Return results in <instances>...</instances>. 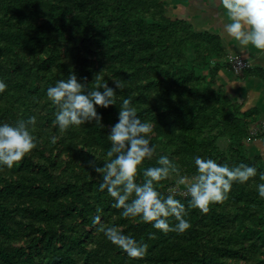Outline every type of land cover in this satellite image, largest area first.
Returning a JSON list of instances; mask_svg holds the SVG:
<instances>
[{
    "label": "trees",
    "instance_id": "16d2710c",
    "mask_svg": "<svg viewBox=\"0 0 264 264\" xmlns=\"http://www.w3.org/2000/svg\"><path fill=\"white\" fill-rule=\"evenodd\" d=\"M197 1L204 2L0 0V80L7 84L0 90V122L37 117L35 147L12 168L0 167V264H264V197L257 190L264 157L251 156L246 146L264 133L251 135L260 117L244 108L247 90L226 86L263 83L264 68L247 60L237 74L224 31L187 16ZM175 5L184 13L169 11ZM72 72L91 86L97 74L113 87V79L124 82L116 88L117 104L97 105L104 126L91 121L61 131L53 124L56 106L47 88ZM125 97L154 125L156 153L144 167L166 154L179 169L158 182L159 191L168 194L180 175L194 174L196 155L254 165L256 176L234 181L207 212L188 208L184 232L122 216L89 161L104 163L107 134ZM176 196L187 206L190 196L181 190ZM97 214L146 242L144 254L129 256L107 239L92 223Z\"/></svg>",
    "mask_w": 264,
    "mask_h": 264
},
{
    "label": "clouds",
    "instance_id": "9594fccd",
    "mask_svg": "<svg viewBox=\"0 0 264 264\" xmlns=\"http://www.w3.org/2000/svg\"><path fill=\"white\" fill-rule=\"evenodd\" d=\"M217 2L228 18L224 24L225 33L241 46L252 45L264 52V0ZM94 81L97 86L83 83L72 72L66 79H59L47 88V97L56 106L53 124L58 125L61 131L91 121L102 124V114L98 112L97 105L108 107L117 104L116 88L122 89L124 82L113 79V87L108 81L100 83L98 74ZM6 87L7 84L0 80V90ZM119 107V119L107 134L111 146L104 163L96 164L93 158L89 164L100 176V190H107L114 198L112 206L123 209L121 215L124 217L151 222L152 227L164 232H184L190 227L188 208H199L207 212L212 202L226 198L234 181L246 182L257 174L254 165L241 162L230 166L212 157L196 155L195 173L191 176L180 175L176 184L169 188L168 194H164L158 190V182L174 171L179 172V169L166 154L157 157L156 165L144 167V161L156 153V145L150 142L154 125L141 118L131 97L123 98ZM36 121L37 117L31 115L15 123L0 122V167L12 168L35 147L33 129ZM50 139L55 142L57 137L53 135ZM140 172L143 173L142 181L137 179ZM260 179L264 181V173H260ZM178 185H186L181 194L190 196L187 206L176 196ZM257 190L259 196L264 197V183H259ZM100 211L97 208V213ZM170 217H174L176 223H170ZM101 220L97 214L92 223L98 224L107 239L122 247L129 256H140L147 250L146 242L124 233L116 225L108 226ZM150 235L154 236L155 233Z\"/></svg>",
    "mask_w": 264,
    "mask_h": 264
},
{
    "label": "rangeland",
    "instance_id": "374dc122",
    "mask_svg": "<svg viewBox=\"0 0 264 264\" xmlns=\"http://www.w3.org/2000/svg\"><path fill=\"white\" fill-rule=\"evenodd\" d=\"M200 4V6H199ZM178 6H173L172 8L169 9V11H171L172 13L176 14L177 11H181L180 13H184V10H177ZM187 9H189L187 11V16H189V18H191V20H195L198 24H201V26H205V28H209L212 31H217V32H221L224 31V24L227 22V17L225 14V10L222 8V6H220L217 2V0H204V2L200 3L199 1L192 3L191 5L187 6ZM224 39H225V43L226 46L233 52V56L230 54V56L228 58H230V62L233 66H235V72L239 75H242V69L238 68L237 65H235V62H237L235 59V57H239L243 60V61H249V59H252L250 65H262L264 68V61L262 62V59H258L259 54L261 53V55H264V52L256 49L254 46L252 45H248V46H241L239 44L238 41H236L234 38L229 37L225 31H224ZM237 55V56H236ZM256 60H253V58ZM234 58V61H233ZM264 58V56L262 57ZM233 61V63H232ZM247 64H249V62H247ZM235 83H238L237 81H235ZM235 83H230L227 84L226 87L228 92H231L229 89L235 86ZM252 81H247V83L245 85H243V88H246L247 91V98L244 100V108H250L251 106H255V105H260L263 106L264 105V88L261 90V88L259 86L258 89L252 88ZM242 88V89H243ZM261 90V92H260ZM259 110H257L258 112ZM260 117V124L258 123V125L260 127H254L251 129L252 134H254L255 131L258 132L259 134H263L264 133V114H259ZM262 122V123H261ZM247 147L248 149L251 151V156L254 155H261L262 157H264V135L261 137V139L259 140H247ZM178 190H185L186 189V185H178Z\"/></svg>",
    "mask_w": 264,
    "mask_h": 264
},
{
    "label": "crops",
    "instance_id": "0c3cea01",
    "mask_svg": "<svg viewBox=\"0 0 264 264\" xmlns=\"http://www.w3.org/2000/svg\"><path fill=\"white\" fill-rule=\"evenodd\" d=\"M264 55L262 54L261 55V53L259 54V56H258V59H262V62L264 61V58H262ZM253 58V57H252ZM249 60H251L252 61V59H249ZM253 60H255L254 58H253ZM256 61V60H255ZM260 65V64H259ZM263 65V64H262ZM261 65V66H262ZM256 66H258V64L256 65ZM248 81H252V88H254L255 87V89H258L259 87L261 88V90L264 88V82L263 83H260L258 80H256V79H249ZM247 83V81L246 82H244V83H239L238 85H235L234 86V88H238V89H242L243 88V85H245ZM260 83V84H259ZM257 86H259V87H257ZM263 87V88H262ZM243 89H246V88H243ZM247 90V89H246ZM261 90H260V92H261ZM264 90V89H263ZM248 91V90H247ZM247 98V93H246V97H245V99ZM244 99V100H245ZM250 108H254L255 109V111L257 112V110H259L257 113L258 114H264V105L263 106H258V105H255V106H251ZM261 120L259 119V120H257L256 121V123H255V127H260L259 125H258V123L260 122ZM262 123V122H261ZM260 124V123H259Z\"/></svg>",
    "mask_w": 264,
    "mask_h": 264
},
{
    "label": "built area",
    "instance_id": "2783aa9c",
    "mask_svg": "<svg viewBox=\"0 0 264 264\" xmlns=\"http://www.w3.org/2000/svg\"><path fill=\"white\" fill-rule=\"evenodd\" d=\"M235 59H238V60H236L237 62H235V65H237L238 68L243 69V68L247 67V65H248L247 62L243 61L240 57H236ZM251 133H252V131H251ZM256 134H257V131H255L254 134H251V135H256Z\"/></svg>",
    "mask_w": 264,
    "mask_h": 264
}]
</instances>
